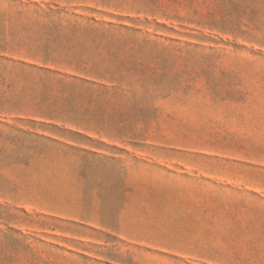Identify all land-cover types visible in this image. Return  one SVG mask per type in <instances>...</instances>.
I'll list each match as a JSON object with an SVG mask.
<instances>
[{
  "label": "rangeland",
  "instance_id": "obj_1",
  "mask_svg": "<svg viewBox=\"0 0 264 264\" xmlns=\"http://www.w3.org/2000/svg\"><path fill=\"white\" fill-rule=\"evenodd\" d=\"M0 264H264V0H0Z\"/></svg>",
  "mask_w": 264,
  "mask_h": 264
}]
</instances>
